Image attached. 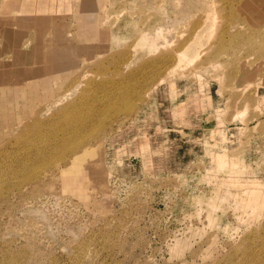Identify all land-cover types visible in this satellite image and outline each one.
Segmentation results:
<instances>
[{
  "label": "rangeland",
  "instance_id": "1",
  "mask_svg": "<svg viewBox=\"0 0 264 264\" xmlns=\"http://www.w3.org/2000/svg\"><path fill=\"white\" fill-rule=\"evenodd\" d=\"M82 4L0 0V264H264V0Z\"/></svg>",
  "mask_w": 264,
  "mask_h": 264
},
{
  "label": "bare ground",
  "instance_id": "2",
  "mask_svg": "<svg viewBox=\"0 0 264 264\" xmlns=\"http://www.w3.org/2000/svg\"><path fill=\"white\" fill-rule=\"evenodd\" d=\"M95 2V0H83V4H82V9L83 10H89V11H91L92 9H93V7H94V5H93V3ZM95 8V7H94ZM91 15V14H90ZM89 15V16H90ZM88 17V16H87ZM149 40H147V39H145V38H143L142 40H141V42H142V44L143 45H148V46H150V47H153L154 45H149L150 44V42H148ZM196 52V48H195V46H194V44H192V45H189V47L188 48H185V49H183L179 54L180 55H178V63H175L176 64V67H179L180 65L182 66V64L184 65L185 63L187 64V63H189L188 61L189 60H191V62L194 60H192L191 58L193 57V55H194V53ZM171 69H176L175 67L174 68H171ZM245 112H243V113H241L242 115L244 114ZM244 116V115H243ZM240 118H242L241 116H240ZM231 164V166H238V165H236L234 162H232V163H230ZM251 195L253 196V193H251Z\"/></svg>",
  "mask_w": 264,
  "mask_h": 264
},
{
  "label": "crops",
  "instance_id": "3",
  "mask_svg": "<svg viewBox=\"0 0 264 264\" xmlns=\"http://www.w3.org/2000/svg\"><path fill=\"white\" fill-rule=\"evenodd\" d=\"M263 11V12H262ZM261 11V14L264 15V9ZM2 17L7 18L8 16L6 14H3ZM262 100V99H261ZM254 193V192H253ZM254 195V194H253Z\"/></svg>",
  "mask_w": 264,
  "mask_h": 264
}]
</instances>
